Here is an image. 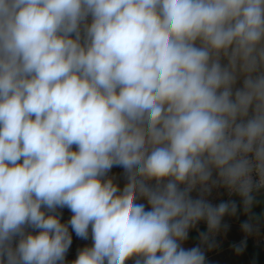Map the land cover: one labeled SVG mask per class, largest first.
<instances>
[{"label":"clouds","instance_id":"obj_1","mask_svg":"<svg viewBox=\"0 0 264 264\" xmlns=\"http://www.w3.org/2000/svg\"><path fill=\"white\" fill-rule=\"evenodd\" d=\"M214 189L264 190V0H0V264H206Z\"/></svg>","mask_w":264,"mask_h":264},{"label":"crops","instance_id":"obj_2","mask_svg":"<svg viewBox=\"0 0 264 264\" xmlns=\"http://www.w3.org/2000/svg\"><path fill=\"white\" fill-rule=\"evenodd\" d=\"M197 193L194 192L193 196ZM207 199L213 204H219L222 201L234 200L237 203V213L234 216L226 215L222 220L221 229L215 233L211 239L215 241L212 248L206 245H201L200 233L207 232V224L205 221H200L197 225L189 230L188 244L194 246L201 245L205 251L206 258L222 257L228 251H232L235 260L226 263L228 256H224V264H264V251L259 247V236L264 235V190L256 194V203L249 213L243 211L242 202L239 197H228L224 189H214ZM245 222H252L258 225V231L249 235L246 234L241 225ZM228 227L224 228L223 225ZM244 242L243 251L237 253L235 246L241 245ZM235 253V254H234Z\"/></svg>","mask_w":264,"mask_h":264},{"label":"rangeland","instance_id":"obj_3","mask_svg":"<svg viewBox=\"0 0 264 264\" xmlns=\"http://www.w3.org/2000/svg\"><path fill=\"white\" fill-rule=\"evenodd\" d=\"M109 176L114 177L115 182L120 185V187H123L124 184V174H123V169L120 167H113L111 172L109 173ZM144 202V201H140ZM61 213V221L66 222L72 215V213L67 209H60L58 210ZM71 231V229H70ZM262 237V236H259ZM92 243L91 237H89L88 240H82L78 237H76L75 233H72V244L68 250V253L66 254V264H71V262L76 258L78 250L85 246H90ZM185 247L190 248L193 247L192 245H189L188 242L186 241L184 244ZM207 254V253H206ZM205 254V255H206ZM235 254V253H234ZM227 255L228 259L226 263L232 262L235 260V257H233L232 251H228V253L224 254L222 257L216 258H211L213 260H210L209 257L206 258V264H224V256ZM128 264H132V261H129Z\"/></svg>","mask_w":264,"mask_h":264},{"label":"built area","instance_id":"obj_4","mask_svg":"<svg viewBox=\"0 0 264 264\" xmlns=\"http://www.w3.org/2000/svg\"><path fill=\"white\" fill-rule=\"evenodd\" d=\"M225 192H226V195L228 197H234V196H236L234 194L233 195H229L226 190H225ZM236 197H238V196H236ZM258 244H259V247L264 251V235L258 239Z\"/></svg>","mask_w":264,"mask_h":264}]
</instances>
